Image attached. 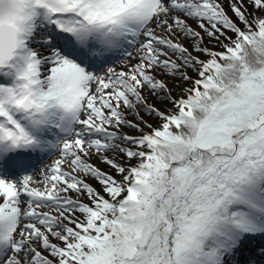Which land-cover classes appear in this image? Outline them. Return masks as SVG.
Listing matches in <instances>:
<instances>
[{
  "label": "snow or ice",
  "instance_id": "snow-or-ice-1",
  "mask_svg": "<svg viewBox=\"0 0 264 264\" xmlns=\"http://www.w3.org/2000/svg\"><path fill=\"white\" fill-rule=\"evenodd\" d=\"M259 237L264 0H0V264H264Z\"/></svg>",
  "mask_w": 264,
  "mask_h": 264
},
{
  "label": "rangeland",
  "instance_id": "rangeland-1",
  "mask_svg": "<svg viewBox=\"0 0 264 264\" xmlns=\"http://www.w3.org/2000/svg\"><path fill=\"white\" fill-rule=\"evenodd\" d=\"M116 66H117V68H118V70H119V60H117L116 61ZM125 131H127V129H125ZM54 157H46L40 164H39V166L37 167V168H35V170L37 171V172H39V170H40V168L43 166V165H45V164H49V163H51V160L53 159ZM102 167H106V166H103V165H101ZM256 241H260V239L259 240H256ZM259 245V242H256L255 243V245H250L252 248H255V247H257Z\"/></svg>",
  "mask_w": 264,
  "mask_h": 264
},
{
  "label": "bare ground",
  "instance_id": "bare-ground-1",
  "mask_svg": "<svg viewBox=\"0 0 264 264\" xmlns=\"http://www.w3.org/2000/svg\"><path fill=\"white\" fill-rule=\"evenodd\" d=\"M40 163V162H39Z\"/></svg>",
  "mask_w": 264,
  "mask_h": 264
}]
</instances>
